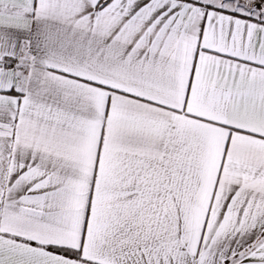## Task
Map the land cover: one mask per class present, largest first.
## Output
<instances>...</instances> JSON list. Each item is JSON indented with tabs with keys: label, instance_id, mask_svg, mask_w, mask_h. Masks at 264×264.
Segmentation results:
<instances>
[{
	"label": "snow or ice",
	"instance_id": "6c2138e0",
	"mask_svg": "<svg viewBox=\"0 0 264 264\" xmlns=\"http://www.w3.org/2000/svg\"><path fill=\"white\" fill-rule=\"evenodd\" d=\"M0 264H264V0H0Z\"/></svg>",
	"mask_w": 264,
	"mask_h": 264
}]
</instances>
